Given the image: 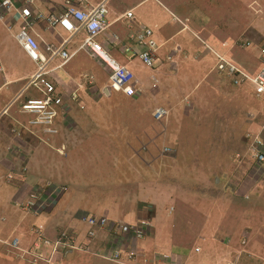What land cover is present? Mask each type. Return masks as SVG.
<instances>
[{"label":"crops","instance_id":"0c3cea01","mask_svg":"<svg viewBox=\"0 0 264 264\" xmlns=\"http://www.w3.org/2000/svg\"><path fill=\"white\" fill-rule=\"evenodd\" d=\"M100 1L102 0H75L74 4L76 7H78V9L87 10L90 7L98 4ZM106 1L109 9V26L106 32L116 33L122 38H126L130 33L137 31L138 26L141 25L148 26L153 30V33L155 35L154 37L159 46L157 51L158 60L156 66L152 68L153 71L161 70L165 66H169L171 64L172 55L179 53L184 58H186L187 50L179 43H175L172 46L168 56L163 55V51H165V49L167 48V46H169L175 36L183 33L185 30L197 29V33L206 32L209 35H214L216 37L213 25H208L207 19L203 17L204 12L202 13L199 11L200 9L204 10V8H202L203 5L197 7V5L199 4L198 1H196L195 5L192 4L193 2L191 0ZM62 2L63 0H35L34 11L35 13L36 11L58 13L61 10V6L63 4ZM151 3L152 5H150ZM187 4H190L191 7ZM245 6H248L249 8L252 6L254 11L258 14H262L263 12L261 21L262 25H260L259 22L256 23L257 26L259 25V33H257L254 38L257 43H260L257 46L258 49H261L260 46L262 45V51L258 50L257 55V64L259 68L264 64V3H262L260 0H251L247 2ZM136 9H142V11L136 13ZM164 9L165 11H168L169 14L173 11L171 15L172 18L166 17V15L164 14ZM129 10H132L133 12L132 18L123 16L124 13ZM0 22L2 23V26H4L9 32V36H11V38L13 39V43L17 46L18 43L15 38V34L19 30V21L17 19H15L14 21L4 19L0 20ZM9 23L11 24L9 25ZM150 25H153L154 28H159L160 34L156 36L154 29ZM228 28H230V26ZM236 28H240L242 30V34L244 31L246 32L247 25L244 24L240 27V25L237 24ZM249 28L250 30L256 31L255 24H253L252 27ZM29 33L37 39L42 54L46 58L50 59L47 64V78L54 85L56 94H58L56 89L58 91L61 90L65 93H68V91L72 92L71 94H69L71 99L65 101H62L61 99V103L56 107V116L54 117L52 123L48 125V127H51L54 132H47L46 126L44 130H42L44 132H47L48 135L44 134L43 131H41V134H39L38 131L36 132L35 129L29 127L24 122V120L21 119L22 117H19L16 112L10 113L13 104L16 103L13 102V100L21 96L20 92L24 90V82L26 81L21 80L26 77L28 78L35 71L34 69L37 68L36 64L33 62L34 66H25L21 69L20 65L19 67L17 66L18 69H16L14 66L13 68L10 67L11 69H7L6 67L2 68V66H0V70H8V72L4 74L3 84L0 85V119L5 117V120L2 121V124L0 125V245H4V248H6L5 250L11 253L12 251L9 249V246L7 244V242H9L11 239L18 238L20 246L22 248H26L32 245L33 242H35V236L32 232H39L40 230L45 234V236L52 239L56 236L59 228H66L69 230L72 229V231L77 232L78 241L80 242L85 239L84 236L88 228L87 224H85L80 219L79 215L83 213L93 216L94 214H97V217H110V219L108 220L111 223H134L139 219L146 220L150 219L149 217H151L153 230L142 241V246L146 248L147 252H142L143 250L141 251L143 254H148L151 257H159L157 254V247L158 244H160L161 242L163 243V241H166L168 243L177 241L176 243H178L182 248L179 249L178 247L176 248L177 250L179 249L185 251H193L192 248L188 249L186 245L184 246V248L183 245L181 246L180 244V240L183 239L181 235H184L180 229L183 226L187 228V220L185 218L186 215L184 216L186 212H182L178 208H175L176 203L174 202L175 197H178V193H174L175 196L167 191L150 194L151 187H153V184H151L152 181H150L152 179H150L149 176H144V173L141 174L140 169L141 166L148 168V166L150 167V164L152 162H156L157 159L153 157H162L164 159V152H170L169 150H164L165 148H167V142H172L174 145H177V149L181 148L179 145L180 141L177 140L175 130L171 128L172 134L175 136V138L167 132L166 123L170 120V116L172 113H180L182 119H184L187 118L185 117V114L189 112L190 116H188V118L192 117L194 123H200L198 120L201 119V116L205 115L207 110H204V112L197 116V110L199 109L198 104L201 102V97H204V92L206 93L204 99H206L205 101L208 102L209 107L212 106V102L214 100H217L218 103H220L221 105L223 104V106H226L228 104L232 105V101L234 100V98L231 97V94L229 92L231 91L229 90L231 88L228 86L229 82H231V84L235 88H239L241 84H235L233 81L234 76L229 75L225 70L218 69L217 66L220 62V58H223L231 65H234L238 69L245 71V63L243 62V60L246 59L244 58V56H242L243 46H236L238 38L236 39L237 36L235 35L237 34L235 33L232 35L233 40H230L228 42V47L225 46V48L223 49L219 48V46H214L215 48L209 47L210 52L216 59L217 70H219L220 74H226L227 76H230V78L232 77L231 81H228L223 77H211L212 75L208 76V78L211 77V81H207L205 83V85H207L204 89L205 91L195 93L194 97L190 99L188 105L187 103H185L188 101V98H190L188 94H185L183 98H180L179 93H177L176 88H180L182 86V81H173L174 88L169 90L170 93H167L168 98H164V101H167V106H155V108L151 109L150 113L148 114V120L145 116L139 113V111L134 112V116L140 119L139 127L131 129L130 131H123L120 130V128H122V123L127 121L125 119L126 117L124 115H121L119 111L112 109L111 106L109 108L108 106L103 104V102H109L111 104L115 101L122 102V100L124 99H116V95H112V92L109 87H107L106 83L102 84V82L100 81H92L88 79L92 76L94 80L95 77V74L92 72L93 69L90 70V67L85 66L87 73H90L85 74L87 76V80L81 78V76H78V74H73V76L69 71H66L65 69V67L68 66V64L77 55H79V58L77 59V63L79 65H82L84 61L86 62L88 60H95L85 51L78 50V47L85 38L84 31L81 30L77 32V34L71 37V39L66 44H63V40L67 38L68 34L59 26L52 27L46 25L43 22H37L29 29ZM242 35L244 36V34ZM97 39L100 42H105L106 36L100 35ZM261 42H263V44ZM62 44L64 45L63 48L68 53L77 51L65 63H63V59L59 56L51 58V47H60L62 46ZM17 47V50L23 55V61H26L27 63L32 62L28 60L27 55L21 49V47L19 45ZM160 49H163V51L160 52ZM194 49L196 50V52L194 53L193 58H191L190 62L194 65L196 63V66H199L200 68H202V70H205L210 59L207 60L206 56L203 58L202 55L204 54V52H202L199 48ZM117 50H119V52ZM229 51H231L234 55L232 58H228L225 56V54H228ZM15 52L16 51L10 54V58L16 57ZM253 52L255 53V51ZM110 53L120 63L126 65L133 72L134 84H132V81L128 86L129 90H141L143 86L146 87L143 81H138L137 79L136 68L142 64L138 58H128L126 55L121 53L120 49L116 47L114 49H111ZM121 56L126 57H124L125 59L120 60ZM58 58L61 60L60 62L56 61V59ZM18 59L16 57L15 61H19ZM134 60L136 62H134ZM254 60H256L255 56ZM200 64L202 65V67ZM188 65H190V63H188ZM94 66H101V68H103L108 74V71L104 67H102V65H100L96 60L94 62ZM183 66L182 67L184 69L187 67L186 65ZM186 70L191 71L189 67H187ZM211 70H214V66L211 68ZM163 73H165L166 75L171 74L170 72L162 71V74ZM250 73L255 74V72L252 71H250L249 74ZM76 76L78 78H76ZM67 79L71 81L68 82ZM109 80L110 79H108V81ZM75 84L82 91V99L86 100L87 97H89V99H91L93 102V104H91L90 106L89 113H85L86 115H84V117H90L91 123L95 125L99 124L110 128L112 126V123L108 122V125H106V117L114 115L110 117H114L117 121V125H119V127L112 126L110 128V130L112 129L110 132L112 136L108 135L109 133L105 132L103 127L97 126V130H95V132L97 133V137H95V139H97V148H95L94 150L97 157L95 159V167H98V169L94 170V176L91 178L95 187H97L96 189H94L93 193L96 192L97 198L99 199V197H102V199H104L106 203L97 202L96 205L90 207L93 214L80 208L81 205H85L86 202H84L83 204H76L74 208H71L73 204L71 199L73 197V193L69 191L66 192L67 186H64L66 182L75 180L71 179L70 177V169L71 163L72 165H75V162L77 164H80L81 160L78 156V152L80 151L79 145L83 144V141H86L84 143H87L88 141L91 142L93 139L92 137L88 136V139L83 140L81 128H79L78 123L81 115L73 114L74 110H72V108H74V104L72 103V100L80 99L78 89L74 88ZM197 85L198 83L194 84L190 92L187 91L186 93H191L197 87ZM140 92H142V90ZM73 94L76 95V98L72 97ZM10 95H12L11 98L9 97ZM23 96H21L19 99H21ZM214 96H217L219 98H215ZM171 97V101L168 102V99H170ZM223 99L227 102H223ZM134 100L139 103V101H141L142 99L139 97L135 98ZM175 102L182 103V107L180 108L181 112L175 111ZM83 106V104H80L81 109L83 108ZM258 106L259 105L253 108L254 112H258ZM158 107H162L166 110V114L160 120H156L152 114L153 111ZM100 111L101 115H98ZM215 114H218V112L212 110L209 111L208 116L211 117ZM251 114L255 115V113H251V111L246 110H244V112L242 113L244 117H248ZM98 118L100 119V122L97 121ZM235 122H238V120H236ZM29 124L32 123L29 122ZM251 124L252 122L249 126L251 130L247 132L244 131V133L246 132L250 135H254V137L264 143V132H262V126H258L259 124L257 123L256 125L254 124L251 127ZM255 126L259 128L255 130ZM244 128L245 125L243 129ZM12 134L15 136H13ZM7 135L10 138L9 142L5 140ZM261 135L263 138L261 137ZM14 138H18L19 141L14 142ZM160 138H162V142L161 144H159L161 145V147L158 149L157 147L159 145L157 146L156 142ZM142 139L145 140L142 141ZM110 141L114 143L112 146H114L115 150H117L118 148L124 149L126 151L128 150L129 154L131 155L126 157L127 155H129L126 154L122 159H119V157L115 156L114 154L112 158H109L111 147H107V145L110 143ZM150 143H152L153 146L157 149H155L154 147L152 148ZM160 150H163V153H161ZM141 151H145V153L148 152L146 154L147 159L148 157L153 159L148 162L146 158H143V155H141ZM238 151L241 150L238 149ZM238 151H236L235 153H231L230 151H228L226 152V154H223V158L225 160L223 162V165L227 166V168L221 170L222 172H224L223 175H221L220 177H215L214 185L213 182H210V180H212L210 176H202L204 178L200 177L203 184L201 185V188L203 191L205 190V194H207V190L213 189L214 191H216V194L209 193V196L207 198L211 199L215 203L221 201L222 203L218 205L224 206L216 207L217 205H214L215 203L213 202H210L211 205L208 204V207H205L204 205L205 208L203 209L202 213L205 215V217H198L200 220L199 222L196 221L197 218H192L193 221L191 227L199 226V231L201 232H203L204 229L211 230L213 228H221L224 230L228 229L227 232H231L228 228L231 223V219L227 217V213L229 211L232 212L233 208H231L230 205L227 206V203H225L224 200H228L231 196L229 188L232 187L231 190L233 191L236 186L235 184H237V182L239 181L238 178L235 180L233 177L235 176V173H237L238 176V167L242 166L243 161L246 160V156L245 158H243L242 153ZM55 154L63 158L56 159ZM212 156V154H209L208 159ZM134 157H136L137 159H133ZM173 157L172 155H169L168 160H172ZM76 166L77 165L74 166L75 174L79 172ZM131 173L133 175H130ZM9 176H11L12 179H9ZM141 178H144L145 182L141 183ZM243 178L244 177L240 178V180ZM54 183H56V185H54ZM155 185L156 184L154 183V186ZM31 190L40 193L38 209L36 210V212L23 208V204L29 199V193ZM171 203L174 204L170 205ZM61 205H63L62 210ZM212 205H214V208L212 207ZM171 206L173 207V211L169 210ZM59 208L60 211L57 210ZM54 211L56 212L52 215ZM107 211L108 214H106ZM162 212H165L166 215L172 214V216H168L169 225L165 220L163 221V218L161 217L162 215H160ZM62 216L63 219L60 220V217ZM207 220L209 222L208 225H206ZM227 220L228 223L226 225L224 221ZM211 222H214L213 226ZM173 224L178 225V227L176 228V225L173 226ZM37 228H39V230ZM166 229H168V231L172 233H166ZM170 229L174 230V234ZM179 236L180 238H178ZM96 238L89 240L90 246L97 247V250L106 248L109 242V240H107L108 235L106 233V230L99 229ZM120 239L125 243H122L123 246H127V238L124 236H120ZM214 239L215 237L213 238V240ZM211 242L212 241H210V243ZM156 245L157 247H155ZM44 251L48 255V252H51V249L45 247ZM67 251L71 252L70 255L73 254L72 251ZM171 252H173L174 255L176 253L174 250H172ZM12 254L18 261L24 264H31L28 260H26V258L20 257L18 251L15 250ZM167 255L173 256L171 253H167ZM54 259H56V256L49 259V261H38V264H51ZM0 262H3V260Z\"/></svg>","mask_w":264,"mask_h":264},{"label":"rangeland","instance_id":"374dc122","mask_svg":"<svg viewBox=\"0 0 264 264\" xmlns=\"http://www.w3.org/2000/svg\"><path fill=\"white\" fill-rule=\"evenodd\" d=\"M191 1L193 2V5H195L196 1H198L199 4L197 5V7L203 5L202 8H204V10L200 9L199 11L202 13L204 12L203 17L207 19L208 25H213L216 37L214 35H209L206 32L197 33V29L185 30L183 33L176 35L169 46H167L165 51H163V49H160V52L163 51V55L168 56L172 46L175 43H179L187 50L186 58H184L179 53L172 55L171 64L161 69L164 72L171 73L168 75H166L165 73L162 74L161 70L153 71V69L147 68L142 64H138L139 67L136 68L137 79L138 81H143L146 86H143L141 88L142 92H140V89L129 90V87L127 86L123 88H117L116 86H114L110 80L108 81L109 77L107 72L103 68H101V66H94L95 60H88L86 62L84 61L82 65H79L77 63L79 55H77L68 64V66L65 67L66 71H69L70 74H78V76H81V78H84L86 80L87 76L85 74L90 73H87L85 66L90 67V70L93 69L92 72L95 74V77L94 80L92 76L88 79L92 81H100L102 82V84L106 83L107 87H109V89L111 90L112 95H116V99H124L122 100V102L115 101L111 104L109 102H103V104H105L109 108L111 106L112 109L119 111L121 115H124L126 117L125 119L127 121L122 123V128H120V130L130 131L131 129L139 127L140 119L134 116V112L139 111V113L145 116L148 120V114L150 113L151 109H154L155 106L158 105H166L167 101H164V98H168L167 93H170L169 90L174 88L173 81H182V86L176 89L177 93H179L180 98H183L185 94H188L190 98H188V101L185 102L187 103V105L190 99L194 97L195 93L205 91L204 89L207 86L205 85V83L207 81H211V77H223L228 81H231L232 77L230 78V76H227L226 74H220L219 70H217L216 59L210 52L209 47L215 48L216 46H219V48L222 49L225 48V46L228 47V42L230 40H233L232 35L235 33L237 34L235 35L237 36L236 39L238 38L236 46H243L242 56H244V58L246 59L243 60V62L245 63V72L247 74H249L250 71L256 73L260 69V67L258 68L257 64V55L258 50L262 51V45L260 46L261 49H258L257 46L260 43H257L254 38L257 33H259V25L257 26L256 23L259 22L260 25H262L261 21L263 12L262 14H258L254 11L252 6L250 8L248 6L246 7L245 4L251 0ZM260 1L264 3V0ZM150 5H152V3ZM187 5L190 6V4ZM140 11H142V9L135 10L136 13ZM172 13L169 14V12L165 11L164 9V14L167 18H172ZM237 24H239L240 27L244 24L247 25L246 32L244 31L242 33L244 34V36L241 34L242 30L240 28H236ZM253 24L256 25L255 30L257 32L250 30L249 27H252ZM150 26H152V28L154 29L156 36L160 34L159 28H154L153 25ZM227 26H230V28H228ZM261 43L263 44V42ZM17 46L13 43V39L11 38V36H9V32L4 26H2V23L0 22V66H2V68L6 67L7 69H11L14 66L16 69H18L20 65L21 69L25 66H34L33 62L27 63L26 61H23V55L17 50ZM194 48H199L202 52H204V54L202 55L203 58L206 56L207 60L210 59L205 70H202V68L196 66V63L194 65L190 62L191 58H193V55L196 52ZM14 51H16V57L17 59L19 58V61H15L16 57L10 58V54ZM117 51L119 52V50ZM253 51H255V53ZM225 56L228 58H232L234 55L231 51H229V53L225 54ZM254 56L256 57V60H254ZM124 57L121 56L120 60L125 59ZM28 60L31 61L29 58ZM56 61L60 62L61 60L58 58L56 59ZM134 62L136 61L134 60ZM188 63H190V65H188ZM183 65L189 67L191 71L186 70L187 67L184 69ZM213 66L214 70H211ZM7 72L8 70L5 71V69L0 70V85L3 84V77ZM208 76L211 77L208 78ZM26 78H23L21 81L27 82ZM76 78L78 77L76 76ZM67 81L70 82L71 80L67 79ZM26 82L24 83L26 84ZM196 83H198L197 87L191 93H189L193 85ZM132 84H134V81L132 82ZM228 86L231 88L229 89L231 90L229 91L231 97L234 98V100L232 101V105L228 104L226 106H223V104L221 105L217 100H214V103L212 102V106L209 107L208 102L205 101L206 99H204L206 94L204 92V97H201V102L198 104L199 109L197 110V116L204 112V110H207L205 115L203 114L204 116H201V119L198 120L200 123H194L192 117L188 118V116H190L189 112L185 114V117L187 118L184 119H182L180 113H172L170 116V120L166 123L167 132L175 138V136L172 134L171 128L175 130V134L177 136V140L180 141L179 145L181 148L177 149V145H174L172 142H167L166 147L169 148L170 152H164V159L162 157H153L157 159L156 162H152L150 164V167L148 166V168L141 166L140 169L141 174L144 173V176H149V178L152 179L150 181H152L151 184H153V187H151L150 194L167 191L175 196L174 193H178V197H175V208H178L182 212H186L184 216L186 215V226L189 229L188 230L184 226L180 229L184 234L181 235L183 239L180 240V244L181 246L183 245V247L186 245L188 249L192 248L193 251L179 250L182 248L178 243H176L177 241L171 243L163 241V243L161 242L160 244H158V247L157 245L155 246L158 248L157 254L160 257L159 259H154V256L151 257L148 254H143L142 252L146 251V248L142 246V241L153 230L152 218L149 217L150 219H144L145 221L150 223L149 230L144 238L136 240L132 237L124 236L127 238L126 240L128 241V248L137 253L136 260L134 262L124 261L126 264H264V170L259 171V169L255 166V163L252 162V156L250 155L248 150V139L252 138V136L246 133L247 131L251 130V128L249 127L251 122V127L254 124L256 125L258 123V126H262V132H264V94H262L261 96H257L255 88L250 82H245L243 83V85L241 84L239 88H235L231 84V82H229ZM74 88L78 89L80 99L72 100V103L74 104V108H72V110H74L73 114L81 115L78 123L79 128H81L83 140L88 139V136L92 137L93 139L91 142L88 141L87 143H84L86 141H83V144L79 145L80 151L78 152V156L81 161L80 164H77L75 162V165H77L76 167L78 168L79 172L76 174L74 173L75 165H72L71 163L70 177L71 179L75 180L66 182L64 186H67L66 192L69 191L73 193V197L71 198L73 204L71 208H74L76 204H83L84 202H86L85 205H81L80 208L93 214L90 207L96 205L97 202L106 203V201L102 199V197H99V199L97 198L96 192L93 193L94 189H96L97 187H95L91 178L94 176V170L98 169V167H95V159L97 158L94 151L95 148H97V139H95V137H97V133L95 132V130H97V126L103 127L105 132L109 133L108 135L112 136L110 134L112 129L110 130V128L112 126L119 127V125H117V121L114 117H110L114 115L110 114V116L106 117V125H108V122L112 123V126L110 128L91 123V118H86L84 117V115H86L85 113H89L90 106L91 104H93V102L91 99H89V97H87L86 100L82 99V91L77 87L76 84ZM56 91L58 94H60L59 96L61 97L62 101L71 99L69 94H71L72 91H68V93L62 92L61 90L58 91L57 89ZM187 91L189 92L186 93ZM9 97L11 98L12 95H10ZM25 97L41 98L42 94L34 87L27 89L21 99L18 98L15 100L16 103L13 104L10 113L16 112L19 117H22L21 119L24 120V122L29 127L35 129L36 132L38 131V133L41 134V131L44 130L47 124H29V122L36 118V114L22 112L21 104L24 101ZM139 97L142 100L137 103L134 99ZM172 97L168 99V102L171 101ZM214 97L219 98L217 96ZM223 102L227 101L223 99ZM80 104L84 105L82 109L80 108ZM257 105H259V108H257L258 112H254L253 108ZM181 107V102L174 104V109L176 112H181ZM212 110L218 112V114L209 117V111ZM244 110L251 111V113H255V115L251 114L248 117H244V115H242ZM101 111L98 113V115H101ZM4 118L5 117L0 119V125L2 124V121L5 120ZM233 120H238L239 123ZM97 121L100 122V119L98 118ZM244 125L245 128L243 129ZM257 128L259 127L255 126V130H257ZM244 131H246V134L244 133ZM43 133L48 135L47 132L43 131ZM5 140H7L8 142L10 141L8 135L6 136ZM144 140L145 139H142V141ZM18 141V138H14V142ZM161 142L162 138H160L156 142V145L158 146L159 144H161ZM113 144L114 143L110 141V143L107 145V147H111L109 158H112L115 154V156L119 157V159H122L126 154H129L128 150L126 151L119 148L115 150L114 146H112ZM150 144L153 148V144ZM160 147L161 145H159L157 148L159 149ZM243 148L245 149V151ZM238 149L241 151H238ZM228 151H230L231 153H235L236 151L241 152L243 158H245L246 156V160H244L242 163L243 165L238 167V176L237 173H235V176L233 177L235 180L238 178L239 181L237 182V184H235L236 186L233 191L231 190L232 187L229 188L231 196L228 200H224V202L227 203V206L230 205L231 208H233L232 212L229 211L227 213V217L231 219V223L228 226L231 232H227L228 229L224 230L221 228H213L211 230L204 229V231L201 232L199 231V226L191 227L193 221L192 218H197L196 221L199 222L200 220L198 217H205V215L202 213L203 209L205 207H208V204H210V202H213L207 197L209 196V193L216 194V191H214L213 189L207 190V194H205V190L203 191L201 188V185L203 184L200 177L210 176L212 179L210 180V182H213L214 185L215 177H220L221 175H223L224 172H222L221 170L227 168V166L223 165V162L225 161L223 158V154H226V152ZM160 152L163 153V150H160ZM147 153L148 152L145 153V151H141V155H143V158H146V160L150 162L153 158L148 157L147 159ZM209 154H212L213 156L208 159ZM55 155L56 159L63 158L61 156H58L57 154ZM130 155L131 154L127 155L126 157ZM169 155L175 157H173L172 160H168ZM133 159L137 158L134 157ZM130 175L133 174L131 173ZM242 177L244 178L240 180V178ZM144 178H141V183L145 182ZM9 179H12V177L10 176ZM154 183L156 184L155 186ZM54 185H56V183H54ZM237 191H239L240 195H236V193H238ZM174 203H171L170 205H173ZM220 203L222 202L218 201L214 205H217L216 207L224 206L218 205ZM214 205H212L213 208ZM62 208L63 205H61V210ZM172 209L173 207L171 206L169 210ZM57 210L60 211V208ZM55 212L56 211H54L52 215ZM106 214H108V211L106 212ZM85 215L86 214L81 213L79 215L80 219ZM160 215H162L161 217L163 218V221L165 220L169 225L168 216L170 217L172 216V214L166 215L165 212H162ZM94 216L97 217V214H94ZM106 218L110 219V217ZM62 219L63 216L60 217V220ZM140 220L142 219L128 224H135ZM124 223L119 222V225ZM211 223L213 226L214 222ZM224 223L227 225L228 220L224 221ZM208 224L209 222L207 220L206 225ZM175 225L173 224V226ZM177 227L178 225H176V228ZM60 230L68 229L59 228L57 233ZM166 230V233H172L169 232L168 229ZM170 230H172L174 234V230ZM32 233L37 239L38 235L35 232ZM106 233L108 235L107 240H109V242L111 243V234L107 230ZM200 233L204 234L202 235ZM214 237L215 239L213 240ZM84 238L85 239L80 241L79 243V246L82 249H78L74 252L72 251L73 254L71 255V252H66V250L60 249L57 253H62V256H60V258L56 257V259H54L51 264H113V261L97 258L99 250H97V247L90 246V242L86 236H84ZM178 238H180V236ZM210 241L212 242L210 243ZM109 242L107 246L110 245ZM122 243L125 244L123 241ZM178 247L179 249L177 250L176 248ZM5 249L6 248H4V245H0V261L3 260V262H0V264H24L14 258V255L12 254L14 253V251H12L10 247L9 249L12 251L11 253L6 251ZM172 250L176 252L175 255L173 252H171ZM167 253H171L173 256L169 255V259L163 258L164 254ZM26 260H29L28 257L26 258ZM97 260L99 261L98 263ZM114 263L118 264L116 262Z\"/></svg>","mask_w":264,"mask_h":264},{"label":"built area","instance_id":"2783aa9c","mask_svg":"<svg viewBox=\"0 0 264 264\" xmlns=\"http://www.w3.org/2000/svg\"><path fill=\"white\" fill-rule=\"evenodd\" d=\"M74 1L63 0L61 10L58 13L42 11H36L35 13V0H0V20L14 21L17 19L19 21V30L15 34L17 43L30 60L37 65L36 70L29 77L24 90L34 87L42 94V97L25 99L21 104V110L36 114V118L31 123L47 124V132H54L48 125L52 123L56 116L57 110L55 107L61 103V97L56 94L54 85L46 77L48 73L47 64L50 59L42 54L37 39L29 33V29L37 22H43L52 27L59 26L64 29L68 36L63 40V44H66L77 32L84 31L85 38L78 50L85 51L106 68L111 83L117 88L128 87L133 81L134 74L110 53L111 49L119 48L121 53L128 58H138L145 67L151 69L156 66L158 60L157 51L159 46L150 27L141 25L137 31L130 33L126 38H122L116 33L106 32L109 26V9L106 0L100 1L87 10L78 9ZM123 16L132 18V10L125 12ZM100 35L106 36L105 42H100L97 39ZM63 44L60 47H51V58L59 56L65 63L77 51L68 53L63 48ZM217 67L234 76L233 81L235 84L250 82L254 86L257 96L264 94V64L253 75L238 69L223 58H220ZM72 97L76 98V95L73 94ZM152 114L156 120H160L166 114V110L158 107ZM251 136L248 150L252 156V162L255 163L259 171L264 170V143L254 137V135ZM164 150L167 151L169 148L167 147ZM39 198L40 193L33 190L29 193V199L23 204V208L36 212ZM81 220L88 226L85 233L88 240L94 239L99 229H105L111 234L110 245L106 246V248H101L97 256L119 264H126L124 261L130 262L135 258V252L127 246H123L120 236H128L140 240L145 237L150 227V223L144 219L135 224L124 223L120 225L119 223L109 222L106 217H95L93 215H85ZM35 233L38 238H35V242L27 248L20 246L18 238H13L7 242L12 251H18L19 256L22 258L28 257V261L31 264H38V261L43 260L49 261L60 249L66 251L82 249L79 246L80 242L78 241L77 232L72 230H60L52 239L45 236L40 230ZM45 247L51 249L48 255L44 251ZM159 258L154 257V259ZM163 258L169 259V255L166 254Z\"/></svg>","mask_w":264,"mask_h":264},{"label":"trees","instance_id":"16d2710c","mask_svg":"<svg viewBox=\"0 0 264 264\" xmlns=\"http://www.w3.org/2000/svg\"><path fill=\"white\" fill-rule=\"evenodd\" d=\"M239 189H240V188H239ZM239 191H240V190H239ZM239 191H237L238 193H236V195H240V194H239ZM37 229H38V228H37ZM127 247H128V246H127ZM74 251H77V249L73 250V252H74ZM61 254H62V253H61ZM61 254L56 253L55 256L60 258V256H62ZM136 257H137V253L135 252V258H134V260H132L133 262L136 260ZM97 258H99V259H103V258H101V257H99V256H97ZM97 261H98V260H97ZM109 261H110V260H109ZM98 262H99V261H98ZM98 262H97V263H98ZM114 262H115V261H113V264H115ZM116 263H117V262H116ZM98 264H99V263H98ZM118 264H119V263H118Z\"/></svg>","mask_w":264,"mask_h":264},{"label":"clouds","instance_id":"9594fccd","mask_svg":"<svg viewBox=\"0 0 264 264\" xmlns=\"http://www.w3.org/2000/svg\"><path fill=\"white\" fill-rule=\"evenodd\" d=\"M18 45H19V44H18ZM21 49H22V48H21ZM25 54H26V53H25ZM27 57H28V56H27ZM28 58H29V57H28ZM29 59H30V58H29ZM32 62H33V61H32ZM36 67H37V65H36ZM35 70H36V69H35ZM30 76H31V75H30ZM30 76H29V77H30ZM29 77L27 78V82H28ZM46 77H47V75H46ZM27 82H26V84H27ZM26 84H25V85H26ZM24 88H25V86H24ZM23 91H24V92H23ZM23 91H22V92H23L22 95H21V92H20V95H21V96H23V94H24L27 90H23ZM21 96L17 97L16 99L20 98ZM27 98H29V97H25V99H27ZM16 99H15V100H16ZM25 99H24V100H25ZM15 100H13V102H15ZM13 102H12V103H13ZM31 191H32V190H31ZM31 191H30V192H31ZM68 230H69V229H68Z\"/></svg>","mask_w":264,"mask_h":264}]
</instances>
